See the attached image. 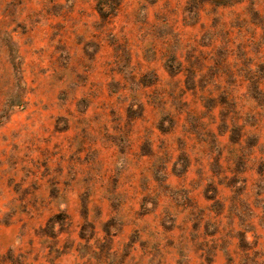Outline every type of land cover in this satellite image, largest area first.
<instances>
[{
  "label": "rangeland",
  "instance_id": "1",
  "mask_svg": "<svg viewBox=\"0 0 264 264\" xmlns=\"http://www.w3.org/2000/svg\"><path fill=\"white\" fill-rule=\"evenodd\" d=\"M0 264H264V0H0Z\"/></svg>",
  "mask_w": 264,
  "mask_h": 264
},
{
  "label": "trees",
  "instance_id": "2",
  "mask_svg": "<svg viewBox=\"0 0 264 264\" xmlns=\"http://www.w3.org/2000/svg\"><path fill=\"white\" fill-rule=\"evenodd\" d=\"M193 1H195V0H193ZM200 1H203V0H200ZM216 4H225V3H222V1H217Z\"/></svg>",
  "mask_w": 264,
  "mask_h": 264
}]
</instances>
